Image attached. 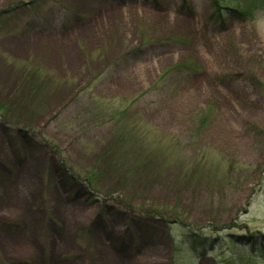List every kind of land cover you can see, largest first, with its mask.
Instances as JSON below:
<instances>
[{
  "label": "rangeland",
  "instance_id": "374dc122",
  "mask_svg": "<svg viewBox=\"0 0 264 264\" xmlns=\"http://www.w3.org/2000/svg\"><path fill=\"white\" fill-rule=\"evenodd\" d=\"M213 1L0 0V264H264V0Z\"/></svg>",
  "mask_w": 264,
  "mask_h": 264
},
{
  "label": "trees",
  "instance_id": "16d2710c",
  "mask_svg": "<svg viewBox=\"0 0 264 264\" xmlns=\"http://www.w3.org/2000/svg\"><path fill=\"white\" fill-rule=\"evenodd\" d=\"M213 4L214 5H216L217 6V4H218V0H214L213 1ZM217 8V7H216ZM240 13V12H239ZM191 236V235H190ZM192 238H193V244L194 245H199V244H203V243H205V241L207 242L208 240L206 239V237H205V241L202 239V237H201V239H200V236H195V235H193V236H191ZM259 236H257L256 234H251V235H248V236H246L245 237V235L244 234H242L241 236H239L237 239H238V241H239V243L240 244H242L243 245V247H246V249H247V251H248V246H254L255 244L257 245V242H258V245L260 246V247H262V249L264 250V244H263V242H260V241H258V238ZM204 238V237H203ZM254 251H256V252H253V253H251V254H255V253H257L258 251L257 250H254ZM253 255H249V253H248V256L251 258V259H255V256H253Z\"/></svg>",
  "mask_w": 264,
  "mask_h": 264
}]
</instances>
